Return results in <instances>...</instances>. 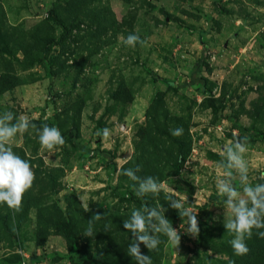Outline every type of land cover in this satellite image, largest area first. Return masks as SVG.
<instances>
[{
	"label": "rangeland",
	"instance_id": "rangeland-1",
	"mask_svg": "<svg viewBox=\"0 0 264 264\" xmlns=\"http://www.w3.org/2000/svg\"><path fill=\"white\" fill-rule=\"evenodd\" d=\"M129 34L144 43L125 45ZM6 111L36 125L9 144L35 180L20 211L0 204V264H137L123 221L145 206L165 208L181 237L141 244L152 264H264V229L234 253L216 188L223 145L244 137L249 183H264V0H0ZM44 125L64 145L42 150ZM137 166L166 191L137 197L122 174ZM169 195L196 213L198 237Z\"/></svg>",
	"mask_w": 264,
	"mask_h": 264
},
{
	"label": "clouds",
	"instance_id": "clouds-1",
	"mask_svg": "<svg viewBox=\"0 0 264 264\" xmlns=\"http://www.w3.org/2000/svg\"><path fill=\"white\" fill-rule=\"evenodd\" d=\"M121 39L129 47L144 43L136 34H129ZM13 120L12 112L6 111L0 115V204H6L11 210L20 211L24 194L33 186L35 173L30 162L15 154L9 144L18 134L27 132L29 128L35 129L36 125L23 114L15 123ZM170 133L179 137L183 129L179 127L170 129ZM37 134L42 150L51 152L65 143L60 130L56 127L44 125L42 129H37ZM102 135L108 138L110 130L105 128ZM247 151V137L229 141L223 145L221 150L223 159L216 165L218 171L216 188L221 196L226 197L224 227L233 236L229 243L236 255H244L249 251L245 241L246 238H251L253 229H264V183L254 186L249 183V165L245 159ZM140 170L139 166L135 169H122L123 175L136 182L137 197L143 198L149 194L155 195L166 191L164 182L158 178L138 176ZM237 177L240 182L239 190L232 183ZM79 199L84 211H90L85 195H79ZM167 199L169 207L177 210L184 221V232L193 238L198 237L200 228L196 213L191 208H185L183 202L172 195ZM165 211L163 207L145 206L142 209H134L130 217L123 221V228L132 237L127 254L134 258L137 264H152L151 257L142 253L140 245L143 244L149 251L155 250L161 243L160 235L166 236L176 248L180 245V233L165 217ZM103 216L99 212L93 214L83 235L93 237V225ZM258 235L264 238V231H260Z\"/></svg>",
	"mask_w": 264,
	"mask_h": 264
}]
</instances>
